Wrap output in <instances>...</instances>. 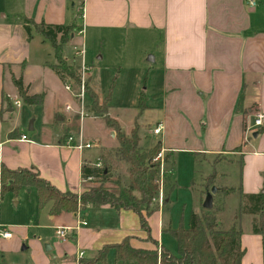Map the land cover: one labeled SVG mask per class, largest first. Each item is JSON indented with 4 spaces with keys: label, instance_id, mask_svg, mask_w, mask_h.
<instances>
[{
    "label": "crops",
    "instance_id": "0c3cea01",
    "mask_svg": "<svg viewBox=\"0 0 264 264\" xmlns=\"http://www.w3.org/2000/svg\"><path fill=\"white\" fill-rule=\"evenodd\" d=\"M253 1L254 7L248 5L249 0H0V163L9 171L33 170L58 191L77 195L88 185L82 177L83 167L99 163L104 166L107 161L111 173L117 167L115 163L125 165L115 156L119 142L114 131L106 126V139L86 133L83 123L94 116L88 110L92 99L87 92L86 117L81 120L78 100L66 90L68 83H62L52 69L56 63L53 48L49 50L47 41L35 30L29 38L24 20L53 26L76 24L68 44H73L75 51L85 46L87 82L100 103L108 93L101 95L97 85L104 77L111 83L118 67L119 81L130 80L125 78L127 74L138 80L145 78L146 84L140 85L136 95L135 118L154 112V126L142 128L135 120L124 128L120 117L112 114V101L109 115L126 135L137 128L143 149L159 144L165 157L169 156V163L164 164L169 191L162 187L163 204L148 219L151 238L160 247L177 253L176 242L164 231L176 230L185 222V214L180 220L172 213L171 200V195L181 188L178 181H173L174 168L184 158L187 164L200 159L207 166L213 165L200 175V188L193 182L194 175L190 186H183L197 191L191 215L205 210L203 204L216 187L213 207L222 205L218 221L224 226L226 199L235 188L219 186L225 174L217 171L218 164L230 162L241 168L239 195L264 194V126L254 127L256 115L264 114V0ZM75 53L66 55L63 49L68 64L77 61ZM14 80H22L29 96H44L42 105L28 107H43L47 100H53L50 129L42 126L41 134L29 136L22 115L13 116L25 105ZM63 92L66 101L61 104L58 99ZM142 96L145 99L140 108ZM67 106L73 111L67 112ZM75 120L81 121L78 130ZM31 123V131L35 132L36 119ZM159 125L162 133L157 136L153 131ZM22 136L28 141L23 142ZM80 136L93 148L78 151L67 146L69 138L78 140ZM128 168L127 165L124 186L129 184ZM192 173L195 174L193 170ZM214 174V186L209 188L207 179ZM26 189L31 192L34 188ZM225 190L232 192L225 195ZM51 207L48 204L41 211L42 225L38 227L42 238L35 241L36 264H80L126 238L136 249H155L147 241L140 217L132 211L88 206L76 214L53 216ZM182 210L185 213L186 205ZM80 221L87 226L70 233L67 241L56 236L58 227L73 228ZM0 223L3 225L1 220ZM184 227L188 229L190 223ZM13 239L12 234L10 242ZM242 247L246 252L242 264H263L262 238L252 228L243 232ZM28 249L25 245L22 250ZM80 253L84 254L81 260ZM0 258L1 264H8L5 257ZM108 264H122L116 262L114 250L109 252Z\"/></svg>",
    "mask_w": 264,
    "mask_h": 264
},
{
    "label": "trees",
    "instance_id": "16d2710c",
    "mask_svg": "<svg viewBox=\"0 0 264 264\" xmlns=\"http://www.w3.org/2000/svg\"><path fill=\"white\" fill-rule=\"evenodd\" d=\"M24 27L31 38L32 30L48 41L54 50L56 63L52 69L56 72L62 83H72L73 88H79L81 75L80 67L68 64L63 57V49L70 42L71 36L77 29L76 24L53 26L45 23L36 24L33 20L25 19ZM115 80L105 100L100 103L98 97L87 84L86 90L92 99L88 108L94 116L102 118L108 129L116 134L119 148L115 151L118 160L129 166V184L122 186L118 182L117 191H111L104 186L110 180L111 173L107 161L101 168L83 167L82 177L88 188L81 195L71 192L62 193L50 183L40 178L35 171L20 170L9 171L0 163V199L8 192L18 196L23 188H34L37 193L38 210L41 212L48 204H51L53 216L61 214H76L84 211L88 206L98 208L110 206L116 211H132L141 220V228L147 233V241L155 246V249H136L131 245V239L126 238L120 244L104 247L96 258L85 259L80 264H108V255L115 251L117 263L133 262L135 264H242L245 250L242 247V229L232 227L222 230L216 211L204 210L201 213H192L190 227L186 229L181 223L178 229L168 228L164 233L168 234L177 244V254H173L168 248L160 247L158 242L151 238L148 219L158 211L154 200L159 193V177L161 163L154 162L161 152L158 144L152 149H143L140 146V137L137 128L130 135L122 132L119 123L109 115V105L115 87ZM20 98L27 106H40L44 102L43 95L29 96L22 80H14ZM145 97L140 99V108L143 107ZM1 118V114H0ZM164 163H169V156L164 158ZM216 174L207 179V186H214ZM92 179V180H89ZM99 183L96 187L93 184ZM231 190H225V195ZM240 216H259L260 222L253 223V233L262 238L263 264H264V194L245 195L240 192Z\"/></svg>",
    "mask_w": 264,
    "mask_h": 264
},
{
    "label": "rangeland",
    "instance_id": "374dc122",
    "mask_svg": "<svg viewBox=\"0 0 264 264\" xmlns=\"http://www.w3.org/2000/svg\"><path fill=\"white\" fill-rule=\"evenodd\" d=\"M46 45H47L46 47L49 50H52V45L48 41ZM104 50L106 53L108 49L105 47ZM74 52L75 49H73V44H67L64 47V54L72 55ZM50 53L52 55L53 52L50 51ZM88 54H90L89 51ZM54 57L52 55L53 58L52 60H54ZM75 59L76 57L74 58V60ZM80 62L81 61L78 58L77 61H75L73 64L75 66L80 67L81 65ZM117 71L118 73L120 72L119 67L117 68ZM118 73L116 74L115 77L116 78L115 87L112 94V105L115 106L112 114L118 115L120 117L122 124L124 125L123 126L124 128H128V126H131L135 120H137L138 124L141 125L142 128L147 127L149 124L154 126L155 124L153 122L155 118L154 112L144 111L145 112L144 114H142L138 118H135V112L138 111L136 108L138 105V99H136V95L138 94L137 92L139 90L140 85L142 83L143 86L146 84L145 78L141 77L138 80V78H136L134 75L127 74L125 78L130 80L122 81L120 79L119 81L117 77ZM107 80L108 79L104 77L97 85L99 89V93L101 95H106L107 93H109L112 82L114 81L113 79V81L110 83L107 82ZM74 91L75 93H77L78 88H74ZM58 101L61 104H63L66 101V95L64 92L62 93L61 96H59ZM51 102H53V100H47L45 106L36 107L34 109L28 107L25 104L23 105L21 111H18V109H16L13 116L19 117L22 115L23 117L22 124L26 133L29 136H33L35 133L41 134L42 126L43 127L45 126L47 129H50L52 125L49 122L51 118L49 114L52 111ZM87 102L88 99H86V103ZM43 111L44 113H42ZM34 119H36L35 132L30 130V123ZM56 122L57 121H54L53 123L55 124ZM59 124H61V122ZM74 124L76 125V130H78V128L80 129V124H81L80 120L77 121L75 120ZM83 127L86 128V133L88 135L100 136L103 139L104 138L106 139L107 137L106 124L102 118L94 117V116H91L90 119L86 118L85 123H83ZM186 159L187 158L182 159V161L179 162L178 166L174 168L175 172H173V181H178V183L181 185V188H178L171 195V200L172 202H174L172 213L175 216H178L179 219L185 214V222L183 223V225L187 227L188 224L191 222L190 215L194 207V202H196L197 199V196L195 195L197 191L191 187L189 190H187L183 186L185 187L187 185L190 186L191 184L190 180L193 178L192 175H194L193 182H195L198 186L201 178L200 175L202 176V172L206 170H210V168H212L213 165L207 166L206 163H201L202 160L200 159H198L196 162H192L191 164H187ZM111 160H114V158H111ZM115 165L117 167H113L111 172L112 179L104 183V186L111 191H117L118 188H120L119 186L117 187L118 182H120L121 185L124 186V184L127 181V175L124 174L125 167L127 165L126 164L120 165L116 163ZM216 168L219 173L225 174L224 175L225 179L221 183H219V186L222 187L224 185H228L230 187L235 188L232 189L233 193L231 195H228L226 199V208L223 214L225 215L224 216L225 224L224 226H221L222 230H228L232 227L241 228L243 232H246L249 229L251 230V228L253 230V223L254 222L259 223L260 217L239 215L240 202H241V197L239 195L241 168L236 167L233 163L230 162H223L221 164H218ZM192 170L194 171L195 174L192 173ZM162 184L164 187H166V192H168L170 181L169 179H166V177H163L162 179V173L160 169L159 192L162 187ZM98 185L99 183L93 184L91 185V187H96ZM88 187H89L88 185L85 186V188ZM198 188H200V186H198ZM29 190L30 189L23 188L18 196H15L13 193L8 192L4 195L2 202L0 199V220L4 226L8 228L11 227L10 230L14 236V239L11 242L10 239L8 240L9 243L3 240L0 241V255L5 257V261L8 264H36L35 261L37 260V253L35 252V241H37L38 238L40 237L42 238V229L38 227L39 225L40 226L42 225V212L40 214L38 213V203H37L38 199H37L36 190L32 189L31 192H28ZM154 205H157L158 207L160 206L159 193L155 198ZM185 205H186V211L185 213H183L182 209L185 207ZM221 206H222L221 204H218L217 207H213L212 211H214V209L216 211V208L221 209ZM219 213L217 214L218 219H219L218 216ZM242 219H247V222ZM241 220L242 222L240 223L239 221ZM226 223H228V225ZM25 245H28L29 247L27 251L22 250L25 247ZM174 250L176 251V245H174ZM45 255L49 256V254L46 252Z\"/></svg>",
    "mask_w": 264,
    "mask_h": 264
},
{
    "label": "built area",
    "instance_id": "2783aa9c",
    "mask_svg": "<svg viewBox=\"0 0 264 264\" xmlns=\"http://www.w3.org/2000/svg\"><path fill=\"white\" fill-rule=\"evenodd\" d=\"M248 5L250 7H254L256 5V2L253 1V0H249V3ZM85 46L82 45L79 49L77 48L76 49V53H75V56L78 57L80 59V75H81V82H80V85H79V88H78V92L74 94L73 92V85L72 83H68L66 85V90L71 92L74 97L76 98V100H78V103L80 105L79 107V115H80V118L81 120H83L85 117H86V111H85V98H86V95H87V90H86V86L88 84L87 80V72H88V68L86 67V62H85V55H86V50H85ZM16 105L18 107H20V103L17 102ZM66 111L67 112H71L73 111L72 107L71 106H67L66 107ZM264 126V114L262 113H258L256 115V118H255V121H254V127L257 128V129H261L263 128ZM154 134L155 135H160L162 133V126L159 125L158 127H156L154 129ZM22 141L23 142H27L28 141V138L26 136H22ZM67 146L69 147H72L78 151H84V150H88V149H91L93 148V145L90 143V142H85L82 138V136H80L77 139H74V138H69L68 142H67ZM164 158H165V155L164 153L161 151L160 154L156 157V159L154 160V162H160L161 163V173H162V179L165 175V172H164ZM96 168H101L102 165L99 163L98 165L95 166ZM89 180H92V179H89ZM162 183H163V180H162ZM162 187H163V184H162ZM162 187L160 189V192H159V202H160V205L163 204V191H162ZM0 189H1V183H0ZM155 201V200H154ZM87 226V223L85 221H80L79 224L76 226V227H58L56 229V236L62 240L63 242L67 241L68 238H69V234L72 233V232H77L80 230L81 227H85ZM12 238V233L10 231V229L4 225H2L0 223V241L2 240H9ZM84 254L83 253H80L78 255V259L81 260L83 258ZM1 259V258H0ZM1 262V261H0ZM1 264V263H0Z\"/></svg>",
    "mask_w": 264,
    "mask_h": 264
},
{
    "label": "water",
    "instance_id": "95a60500",
    "mask_svg": "<svg viewBox=\"0 0 264 264\" xmlns=\"http://www.w3.org/2000/svg\"><path fill=\"white\" fill-rule=\"evenodd\" d=\"M32 129H33V126H32V123H31L30 130H32ZM254 136H256V135H254ZM217 191L218 190H217L216 187H213L211 189V193L208 194V196H207V198H206V200H205V202L203 204V208L205 210H212L213 209V196L217 194Z\"/></svg>",
    "mask_w": 264,
    "mask_h": 264
}]
</instances>
